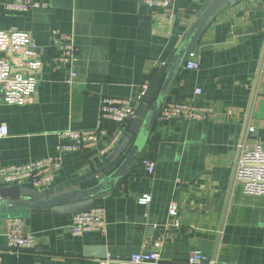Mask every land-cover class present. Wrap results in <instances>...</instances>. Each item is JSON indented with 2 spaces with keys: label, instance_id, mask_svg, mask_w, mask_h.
Segmentation results:
<instances>
[{
  "label": "crops",
  "instance_id": "1",
  "mask_svg": "<svg viewBox=\"0 0 264 264\" xmlns=\"http://www.w3.org/2000/svg\"><path fill=\"white\" fill-rule=\"evenodd\" d=\"M45 1L46 9L11 15L0 0V33L24 34L39 62L31 102L9 106L0 96V125L8 129L0 139V168L54 156L60 132L100 127L105 132L93 151L63 156L48 198L104 179L123 157L110 174L122 176L99 199L12 212L35 239L31 251L8 246L11 219L0 217V263L99 264L153 252L166 263L184 264L200 251L218 264H264V197L245 195L234 178L239 146L264 143V0H221L189 48L199 69H184L186 53L131 165L132 119L123 126L102 120L101 101L135 104L205 0H175L170 9L155 11L140 0ZM54 31L72 36L77 49L72 86L66 84L69 69L54 61L61 53L51 42ZM11 55L0 51L1 58ZM169 101H196L211 114L199 122H161L159 112ZM112 139V149L101 156ZM143 159L155 164L153 175L145 173ZM172 202L178 227L168 219ZM96 206L105 209V235L73 238V216Z\"/></svg>",
  "mask_w": 264,
  "mask_h": 264
},
{
  "label": "built area",
  "instance_id": "2",
  "mask_svg": "<svg viewBox=\"0 0 264 264\" xmlns=\"http://www.w3.org/2000/svg\"><path fill=\"white\" fill-rule=\"evenodd\" d=\"M5 10L11 15H25L34 10L46 9L45 0H3ZM149 11L167 10L173 7L175 0H140ZM51 42L60 46V56L54 61L69 69L66 84L72 86L76 76L73 70L77 49L72 36L54 31ZM11 50L10 58L0 57V96L4 104L9 106L23 105L32 101L36 91L35 74L26 71H37L39 62L36 48L29 43L27 37L18 32L0 33V51ZM185 70L197 71L199 62L194 52H188L184 65ZM13 70H24L13 72ZM195 95H201V89L194 90ZM135 100L105 97L101 101L102 120H110L118 125H125L134 118L133 104ZM211 114V108L196 101H169L165 103L158 115L161 122L176 119L185 121H205ZM104 130L96 127L92 130H66L57 134L59 143L56 154L44 160L24 165H13L0 168V187H27L40 192L47 191L53 184L55 171L60 167L64 155L75 152L93 151ZM8 136V129L0 125V139ZM115 139L100 152L105 156L110 152ZM238 159L234 170V178L242 184L243 193L250 197H264V143L253 146L240 145ZM142 166L147 175H153L155 164L148 159L142 160ZM149 197L145 201H149ZM168 219L173 227H178V206L175 202L168 207ZM107 228L105 209L96 206L86 211L76 213L68 231L77 239L89 233L105 235ZM7 244L16 250L34 247V237L24 231V223L19 218L7 223L5 234ZM1 264V263H0ZM99 264H171L164 262L158 253L142 252L126 258L106 257ZM184 264H218L214 258H205L200 251H193Z\"/></svg>",
  "mask_w": 264,
  "mask_h": 264
},
{
  "label": "water",
  "instance_id": "3",
  "mask_svg": "<svg viewBox=\"0 0 264 264\" xmlns=\"http://www.w3.org/2000/svg\"><path fill=\"white\" fill-rule=\"evenodd\" d=\"M220 2L221 0H205L203 2L198 12L189 21H187L184 33L177 41L166 63L159 68L157 74L147 85L143 95L134 104L132 109L135 112V116L131 120L129 133L131 136H136V138L133 140L132 146L130 147L132 149L128 157L129 165L134 163L139 150L145 143L153 120L156 117L159 107L173 81V73L176 70V66L182 64L185 55L188 53L189 48L195 40L199 30L209 19ZM18 71L24 70H13V72ZM26 72L28 74H34V72L31 71ZM162 78H164L163 81ZM152 99L154 100L153 102ZM122 159L123 157L120 161ZM119 162H117L105 173L106 177L104 179H90L89 181L81 184L78 191L57 197L48 198L47 192H40L31 188H19L15 186L0 188V217L4 219H17L19 216L11 215L12 212L22 209L28 210L29 208H51L90 198L99 199L105 197L111 193V191H107L106 186L110 187L111 184H114L122 176V173L116 177H112L110 175L114 168L118 166ZM22 250L27 251L29 249Z\"/></svg>",
  "mask_w": 264,
  "mask_h": 264
}]
</instances>
